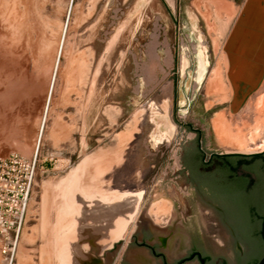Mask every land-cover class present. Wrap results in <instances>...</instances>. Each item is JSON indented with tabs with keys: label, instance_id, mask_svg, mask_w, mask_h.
<instances>
[{
	"label": "rangeland",
	"instance_id": "rangeland-1",
	"mask_svg": "<svg viewBox=\"0 0 264 264\" xmlns=\"http://www.w3.org/2000/svg\"><path fill=\"white\" fill-rule=\"evenodd\" d=\"M243 3L0 0V155L37 153L12 264H143L142 227L174 252L189 236L220 247L226 232L187 187L182 157L196 144L205 159L264 149L230 148L216 128L222 114L234 135L259 126L251 148L264 139V66L249 84L227 54ZM126 192L140 195L133 214L116 197Z\"/></svg>",
	"mask_w": 264,
	"mask_h": 264
},
{
	"label": "flooded vegetation",
	"instance_id": "flooded-vegetation-1",
	"mask_svg": "<svg viewBox=\"0 0 264 264\" xmlns=\"http://www.w3.org/2000/svg\"><path fill=\"white\" fill-rule=\"evenodd\" d=\"M194 133L196 136L200 134L199 131ZM260 156L262 158L257 162H246L240 167L236 162L221 161L222 156L218 152H212L207 159L203 158L197 144L186 147L181 168L186 185L193 188L209 207L216 219L215 230L224 229L226 238L223 243L218 242L220 247L215 249L207 245L204 239L189 236L183 247L174 252L175 243L165 246V238L151 242L154 232L142 227L141 236H133L134 245L144 251L146 263H142L257 264L264 256V240L261 236L264 220V154ZM239 188L249 200L245 208H240L235 198L234 192ZM243 216L252 219L249 222ZM258 229L259 236L256 234ZM118 264L140 263H133L125 257Z\"/></svg>",
	"mask_w": 264,
	"mask_h": 264
},
{
	"label": "built area",
	"instance_id": "built-area-1",
	"mask_svg": "<svg viewBox=\"0 0 264 264\" xmlns=\"http://www.w3.org/2000/svg\"><path fill=\"white\" fill-rule=\"evenodd\" d=\"M37 174V153L0 155V255L5 264L16 256L20 233L27 220Z\"/></svg>",
	"mask_w": 264,
	"mask_h": 264
},
{
	"label": "crops",
	"instance_id": "crops-1",
	"mask_svg": "<svg viewBox=\"0 0 264 264\" xmlns=\"http://www.w3.org/2000/svg\"><path fill=\"white\" fill-rule=\"evenodd\" d=\"M227 54L233 72L239 71L243 65L248 68L247 73L253 75L249 79L237 78L236 81L248 79L249 84L256 85L264 66V0H244L228 43ZM237 58L238 62L235 61Z\"/></svg>",
	"mask_w": 264,
	"mask_h": 264
},
{
	"label": "bare ground",
	"instance_id": "bare-ground-1",
	"mask_svg": "<svg viewBox=\"0 0 264 264\" xmlns=\"http://www.w3.org/2000/svg\"><path fill=\"white\" fill-rule=\"evenodd\" d=\"M243 47V46H242ZM202 74V73H201ZM222 77V76H221ZM223 79V78H222ZM199 81V80H198ZM216 81V80H215ZM218 81H220L219 79H218ZM219 86V85H218ZM224 86H225V84H224ZM224 86H222L221 87V89H223V92H224ZM261 101H263V99L261 100ZM260 102V101H259ZM261 107H264V106H261ZM260 107V108H261ZM262 110V109H261ZM263 111V110H262ZM160 120V119H159ZM157 120L156 121V126H157V128L159 129L160 128V126H161V124H162V121L160 120ZM262 120V119H261ZM264 120V119H263ZM262 120V121H263ZM163 121H165V120H163ZM226 120H225V118H224V116L222 115V114H220V115H218L217 116V119H216V128H217V131H218V133L220 134V138H221V140L226 144V145H228L230 148H234V149H236V150H249V151H251V150H258V149H261V148H264V139H262V143L260 144V146H257L255 149H253V148H251L250 146H249V144H248V140H250L251 142H255V140H256V138L259 136V126H256L255 127V131H254V133H251L250 134V137L247 139V137H246V135L244 134V133H242L241 131H239V132H241V133H237V134H233L232 133V130H231V128L229 127V124L227 123V121L225 122ZM258 123V122H257ZM262 124H264L263 122H262ZM166 125V124H165ZM244 126V125H243ZM248 126V125H247ZM253 132V131H252ZM121 137V136H120ZM122 137H123V135H122ZM123 138H125V137H123ZM256 146V145H255ZM264 150V149H263ZM262 151V150H261ZM36 152V151H35ZM256 152H258V151H256ZM241 153H245V152H241ZM251 153H253V152H251ZM72 180H73V178H72ZM72 182V181H71ZM74 183V182H73ZM84 183V182H83ZM72 184V183H71ZM81 184V183H80ZM82 185V184H81ZM69 186V185H68ZM67 186V187H68ZM78 186H80V185H78ZM83 186V185H82ZM82 186H80V187H82ZM67 190H68V188H67ZM81 191V190H80ZM117 193H118V191H117ZM104 196V195H103ZM107 196H109V195H107ZM113 196V195H112ZM105 197V199H103L104 201H106V198H109V197H106V196H104ZM116 197H118V198H120L121 200H122V205L124 206V210H128V213L129 214H133V212L135 211V209L137 208L136 206H137V201H138V199L140 198V195L138 194V193H130V192H126V193H122L121 195H118V196H116ZM92 198V197H91ZM103 198V197H102ZM108 201V200H107ZM62 204V203H61ZM139 204V203H138ZM69 205V204H68ZM66 206V205H65ZM109 206H111V205H109ZM115 206V205H114ZM120 206V205H119ZM164 204H162V205H159V207H158V211H161V209L164 211V210H166V208H164ZM71 208V207H70ZM84 208V207H83ZM64 209V208H63ZM75 209V208H74ZM69 210V209H68ZM72 211V210H71ZM119 211V210H118ZM100 212H102V211H100ZM117 212V211H116ZM115 212V213H116ZM66 213V212H65ZM68 213V212H67ZM66 213V214H67ZM97 213V212H96ZM99 213V212H98ZM126 213V212H125ZM128 213L125 215V214H123V215H125V217L126 218H130V216L128 215ZM65 214V215H66ZM71 214V213H70ZM69 214V215H70ZM104 214V213H103ZM120 214V213H119ZM107 215H109V214H107ZM122 215V214H121ZM106 216V215H105ZM132 216V215H131ZM107 217V216H106ZM123 217V216H122ZM63 217H61V219H62ZM103 218V217H102ZM105 218V217H104ZM125 218V219H126ZM113 219H115V218H113ZM62 220H64V219H62ZM110 221H112V220H110ZM109 221V222H110ZM120 221V220H119ZM118 221V222H119ZM61 222H63V221H61ZM108 222V223H109ZM112 223V222H111ZM114 224V223H113ZM62 225V224H61ZM60 225V226H61ZM67 225H69V224H67ZM106 225V224H105ZM112 226V225H111ZM62 227V226H61ZM72 227V226H71ZM114 227V226H113ZM125 227V226H124ZM65 228H67V226H65ZM64 228V229H65ZM112 228V227H111ZM116 228V227H115ZM61 229V228H60ZM62 229H63V227H62ZM109 229H110V224H109ZM111 230H113V228L111 229ZM110 231V230H109ZM119 231H120V229H119ZM65 233V232H64ZM110 234V233H109ZM116 235H117V233H116ZM65 236V235H64ZM66 237V236H65ZM67 238V237H66ZM63 240V239H62ZM61 256H62V254H61ZM65 256L66 255H64V253H63V256L61 257L62 258V260L63 261H65ZM65 258V259H64ZM64 263V262H63Z\"/></svg>",
	"mask_w": 264,
	"mask_h": 264
},
{
	"label": "trees",
	"instance_id": "trees-1",
	"mask_svg": "<svg viewBox=\"0 0 264 264\" xmlns=\"http://www.w3.org/2000/svg\"><path fill=\"white\" fill-rule=\"evenodd\" d=\"M262 157L259 155V156H248V157H245V156H239V155H226V156H222L220 158L221 161H224V162H236L240 165L241 167V164L243 163H246V162H257L259 159H261ZM202 160V156H200L199 158V161ZM241 207H244L245 206L241 205ZM243 219L246 220V221H249L252 219L250 218V216H243ZM256 234L259 236L260 235V230L258 229L256 231Z\"/></svg>",
	"mask_w": 264,
	"mask_h": 264
},
{
	"label": "water",
	"instance_id": "water-1",
	"mask_svg": "<svg viewBox=\"0 0 264 264\" xmlns=\"http://www.w3.org/2000/svg\"><path fill=\"white\" fill-rule=\"evenodd\" d=\"M264 154V150L258 151V152H253V153H241V152H225V153H219L221 156H226V155H239V156H259ZM261 236L262 239L264 240V220L261 225ZM257 264H264V257L257 263Z\"/></svg>",
	"mask_w": 264,
	"mask_h": 264
}]
</instances>
